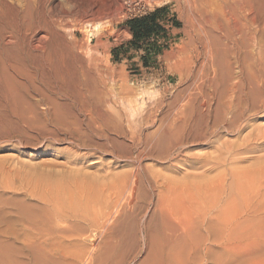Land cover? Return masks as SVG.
Returning <instances> with one entry per match:
<instances>
[{
    "label": "bare ground",
    "instance_id": "1",
    "mask_svg": "<svg viewBox=\"0 0 264 264\" xmlns=\"http://www.w3.org/2000/svg\"><path fill=\"white\" fill-rule=\"evenodd\" d=\"M70 1L0 0V150L13 144L41 148L47 143L65 142L76 153L84 152L75 158V163L90 160L91 154H103L131 164L130 173H119L122 177L116 194L123 208L129 202L132 209L128 214L130 231L124 232L129 237L127 248L130 245L149 251L143 264H166L164 256L157 252L175 248L234 246L233 239L220 237L226 232L242 230L263 235L264 124L259 122L264 120V0H200L211 13L214 32L199 43L203 51H199L193 68L179 74L188 87L174 92L160 90V99L152 109L141 98L142 102L137 101L134 89H109L100 72L64 69L63 46L77 49L76 44L67 43L65 28L72 23L82 28L90 22L79 19L67 7ZM137 93L141 94L140 90ZM168 95L172 96L170 101ZM228 136L235 140H224ZM201 146L216 150L182 161L195 173L185 174L181 181L170 175L182 170L175 165L179 158ZM145 160L165 165L169 175L147 169L143 166ZM243 163L250 165L243 167L247 165ZM0 168V262L11 264L20 263V258L28 259L33 247L41 249L51 243V239L43 240L46 233L57 237L78 229L76 224L69 227L68 221L63 222L58 208L51 210L50 217L44 216V206H49L46 204L55 197L56 190L52 189L61 180L56 174L58 169L41 174L40 181L49 182L53 188L35 193L26 177L23 187H16L15 165L13 169ZM65 169L63 165V174L79 173L72 167ZM66 174L60 175L62 179ZM93 177L97 181L102 178ZM107 178L110 180V175ZM188 188L200 193L193 203L181 197ZM9 193L12 196L5 199ZM141 202L148 207L138 206ZM152 206L154 212L149 215ZM66 218L78 224L84 221L87 230L93 226V222L77 214ZM96 228L106 233L104 224ZM191 228L198 233L193 235L195 239ZM120 255L123 254L117 256Z\"/></svg>",
    "mask_w": 264,
    "mask_h": 264
},
{
    "label": "rangeland",
    "instance_id": "2",
    "mask_svg": "<svg viewBox=\"0 0 264 264\" xmlns=\"http://www.w3.org/2000/svg\"><path fill=\"white\" fill-rule=\"evenodd\" d=\"M67 7L72 8L78 14L79 19L83 17L85 21L90 22L85 24L82 28H79L73 23V25L71 24L65 28L67 43L76 44L77 49L73 51L69 50L66 46H63L62 56L64 59V69L67 71L93 70L97 73L100 72L103 74L107 82L106 86L108 88L110 87L109 89L118 91V88L124 86L130 88L131 90L134 89L132 92H134L135 97L138 95V99L136 97L137 101L140 103L144 100L145 103H147V107H150L149 109L154 108L155 102L159 101L160 96H158V92L160 90L173 89L172 91L174 92V90L179 91L180 89L183 90L188 87L187 81H182L179 74L187 73L193 68V63L196 61L199 51H203V49L199 46V43L204 41L206 34H212V32H214V28L212 27V22L209 17L211 13L209 12V9H207V7L200 2V0H71ZM150 16L157 20L156 24L160 26L163 31L160 35L151 36L143 42L135 43L133 34L129 28V22L135 19L137 20ZM73 26L77 29H74ZM107 76L109 77L107 78ZM139 90L140 93L145 96L137 93ZM146 92H149L150 94ZM153 95H155V100H153ZM171 97V95H168L166 97L167 101H170L169 99ZM109 107L112 106L109 105ZM123 108L129 111L128 106L126 107V105H124ZM259 123L264 124V120H261ZM224 140L234 141L235 138L228 136ZM69 149H71L72 152ZM215 150V148L213 150V148L210 149V147L207 146L195 147L188 150V157L184 156L179 158L181 160H178L179 162H176L177 164H175L182 169L180 170V173L170 175H173L174 178L177 177V180H182L185 174L195 173V171L190 169L188 170L182 161L194 156L204 157L207 156V154L213 153ZM74 153L77 155H74ZM83 153L84 152L76 153V150L65 142L53 144L47 143L46 146L41 148H23L14 146L13 144L5 146L0 150V163H3L0 165L2 167L5 166V169L6 167H12L13 169L15 165V183L18 188L23 187L22 185L25 183L23 180L25 179L24 177H26L29 178V186L35 193L38 192L39 189L40 193H45V191L51 190L53 187L49 184V182L40 181L42 176L41 174L43 172H47V170L49 172H55V170L58 169L56 170V174H58L61 180L57 188L54 190L52 189V192H55L56 190L55 197H52V200L48 201L49 203L46 205L49 206H44L46 209L44 216L46 217L48 215L47 217H50L49 213L51 210H57L58 208L60 210L59 213L64 216L62 218L63 222L68 221L67 224H70L69 227L76 224L75 226L78 228L76 229L77 231L68 232L69 234L67 232L66 234L60 233L57 237L46 236L47 233L44 234V241L50 239L52 241L50 240L51 243L45 245V250L44 248H41L43 252L39 247H33L34 249L32 248L30 252L31 255H29L28 259L22 261L23 258H20V263L15 262L13 259L14 263L11 264H26L27 262L28 264H38L41 258L42 261L39 262V264H116L117 262V264H122L121 262H125L124 264L144 263V260L147 258L146 256L149 255V251L145 249H136L130 245L127 248L126 241L129 240V237L125 233H129L130 231L132 221H130V218L128 219V217L132 209L131 206L128 205L130 204L129 202L124 205L126 209L123 208V203L117 199L116 194L120 178L123 176L124 172L126 174L130 173L133 170V166L131 164L128 165V162L124 160L118 161L111 156H104L103 154H91L89 156L90 160L84 161V163H75V158L77 156L80 157V155H84ZM11 157L14 159H10ZM12 161H15L14 165H11ZM46 163L51 166L48 168V164ZM61 163L62 165L60 167ZM41 164L46 165V168ZM243 164H247L242 165L243 167H248L250 165V163ZM63 165L64 169L67 166L68 168L72 167L79 173H73L72 175L65 173L67 176L62 179V176L60 175L62 174L65 176L63 171L67 169L63 170ZM143 166L147 169H155L157 172H166L165 165H159L150 160H145L143 162ZM34 169H37L38 171L35 172L36 170ZM83 169L85 170V173L83 172ZM29 171H32V173L34 172L35 174H32ZM81 171L82 173H80ZM119 173H123L122 176ZM165 174L169 175L167 172ZM93 175H98L97 178L100 179L102 177L101 179L103 180L101 181L100 179L98 182ZM109 175L112 178H110L111 181L107 178ZM111 175H113V177ZM215 175L216 173L214 175L212 174L211 177H214ZM68 177L72 180H69ZM0 178L3 180L2 174H0ZM104 179H107V181L105 180L107 184ZM75 185H77V188H73L69 192L66 190L69 186L76 187ZM83 189L84 191L82 192ZM188 189V191L185 189V193L190 196L194 193V198L193 196H191L192 199L188 195L184 196L185 193L184 195L182 194L181 197L184 201L186 199L190 200V203H193L196 201L195 195H200V193L194 191L193 188ZM189 191H191V194L188 193ZM8 195L12 196V194L9 193L5 199L9 197ZM201 198H203V196H201ZM3 199L4 198H1V200ZM185 202L189 203V201ZM145 203L146 202L138 203V206L147 208V203ZM115 205H117V208ZM111 207H114L115 209H112ZM153 212L154 207L152 206L148 213L150 215V213L152 214ZM74 214L88 219L89 223L93 222L91 229H86L88 227H86L87 225L86 223L84 224V221H82L81 224H78L80 222L75 223L72 218H69L70 220L66 218L71 217ZM140 219L142 221L144 216ZM102 224H104L107 230L110 229L108 231L105 229L107 233L106 234L104 232L105 237L103 235V230L99 228ZM125 227L127 228V231L125 230ZM119 230L120 232H118ZM192 230L193 229L191 228L190 231ZM193 231L190 233H192V238L195 239L196 236L193 237V235H198V233H196L195 230ZM95 232L97 235H95ZM217 234H220V232ZM106 235H108V237ZM61 237L63 238L61 239ZM220 237L224 239H233L235 245L225 248L216 246H213V248H175L171 251H164V253H157L164 256L166 264H264V234L262 235L259 232L251 233L239 230L235 231L233 234L226 232L225 234H221ZM119 239H123L122 242H119ZM65 240H67V242ZM112 241L113 243H111ZM241 242H250L251 245L238 246L237 244ZM66 244L70 246L67 247ZM86 245H88V247ZM63 246H66V248ZM17 247L19 246L17 245ZM119 247L120 249L121 247L122 249L124 247V249H121V251ZM126 252L128 253V256L126 255ZM36 253H41L42 255H36ZM118 253L123 255L125 254V258L123 255L117 256ZM32 254L36 255L38 262L36 261V257ZM33 257H35V260H32ZM0 264L8 263L1 261Z\"/></svg>",
    "mask_w": 264,
    "mask_h": 264
},
{
    "label": "trees",
    "instance_id": "3",
    "mask_svg": "<svg viewBox=\"0 0 264 264\" xmlns=\"http://www.w3.org/2000/svg\"><path fill=\"white\" fill-rule=\"evenodd\" d=\"M156 22L157 20L152 16L129 22V28L133 34L134 42H143L151 36L160 35L163 29Z\"/></svg>",
    "mask_w": 264,
    "mask_h": 264
}]
</instances>
